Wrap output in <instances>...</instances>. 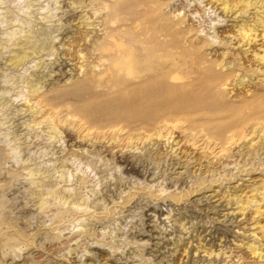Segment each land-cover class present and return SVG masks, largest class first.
<instances>
[{"label":"rangeland","instance_id":"1","mask_svg":"<svg viewBox=\"0 0 264 264\" xmlns=\"http://www.w3.org/2000/svg\"><path fill=\"white\" fill-rule=\"evenodd\" d=\"M221 2L0 0V264H264V0Z\"/></svg>","mask_w":264,"mask_h":264},{"label":"bare ground","instance_id":"2","mask_svg":"<svg viewBox=\"0 0 264 264\" xmlns=\"http://www.w3.org/2000/svg\"><path fill=\"white\" fill-rule=\"evenodd\" d=\"M100 1L102 2L103 0H100ZM218 1H220V0H218ZM221 1H222L221 5L223 6L222 8L225 9V10H229V9H232L234 6H237L238 4H241V5H243L246 8L247 7L255 8L256 7L255 4L256 3L258 4V2L260 0H257L256 2L255 1L252 2V0H238L234 4H232V6H230L228 4V1H226V0H221ZM262 1H260V2L262 3ZM114 2H118V0H114ZM91 8H93V7H91ZM100 10L101 9H98L96 13L100 12ZM93 12H94V10H93ZM259 22H262V21H259ZM239 29L242 31L243 35H246L247 32L244 31L243 28H239ZM249 30H253V29L250 28ZM261 36L264 39V24H263V29H262ZM252 38H254V36ZM252 38H250V40H252ZM34 46L35 45L31 46V52H34V50H35ZM96 50L99 51L102 54L103 52L110 51L111 50V46H110L109 43H106V44H103V45L99 46ZM22 52H23V54H19V53L17 55L15 54L13 59H12V60H14L13 63H15L16 65L23 64L25 62V59L28 56L27 52L25 50L22 51ZM261 60L264 61V53L261 56ZM134 63H135L134 60L131 59V61L128 63L127 68H126V70H128L127 75H129L131 81H133L135 78L140 79V76H138L139 73L136 70L137 68L133 66ZM120 66L121 65L119 63H115L113 65H111V64L108 65L107 66V70L109 71V74L107 75V78H111V76L112 77L113 76H115V77L118 76L119 70H117V69ZM129 77H128V79H129ZM131 77H133V78H131ZM128 79L125 82L128 85L129 84H133ZM157 82H159L158 79L152 78L151 81L148 82V85L151 86V84H152L151 87H154L157 84ZM127 84H125V85H127ZM38 89H39V87H34L31 91L33 93H35V92L38 91ZM151 90L152 89H150V88L146 89V87H144V86L136 85L131 90H129V91L127 90L125 92L126 95L124 94V96L126 97V99L127 98L131 99V102H130L129 106H131L134 109H137L138 113L140 115L143 113V110H144V107L142 105H144L145 104L144 102H146V101H149V102H146V103H147V105H149L151 107V109H161L165 113V115L169 114L171 117H172L171 114H175L177 112H181L184 108L188 107V105H189L188 102L186 101V99L184 100V99H182V97L181 98L178 97L179 96L178 95V89L176 87H173V88L168 87V88L159 90V92L156 90L154 93H153V90L152 91ZM91 110H92L91 112H97L96 110H93V109H91ZM175 122L177 123L178 121L177 120H172L171 122L164 123V125L165 126H170V124L173 125ZM253 253L257 254L256 251H254Z\"/></svg>","mask_w":264,"mask_h":264}]
</instances>
